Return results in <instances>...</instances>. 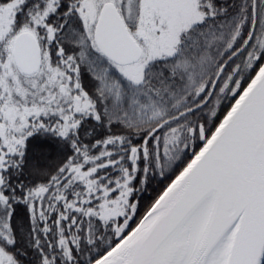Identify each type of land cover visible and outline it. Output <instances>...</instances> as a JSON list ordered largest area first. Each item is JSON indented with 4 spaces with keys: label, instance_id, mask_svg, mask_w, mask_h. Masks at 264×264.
<instances>
[{
    "label": "snow or ice",
    "instance_id": "1",
    "mask_svg": "<svg viewBox=\"0 0 264 264\" xmlns=\"http://www.w3.org/2000/svg\"><path fill=\"white\" fill-rule=\"evenodd\" d=\"M0 264H264V0H0Z\"/></svg>",
    "mask_w": 264,
    "mask_h": 264
}]
</instances>
